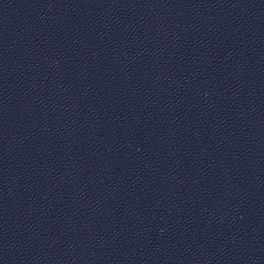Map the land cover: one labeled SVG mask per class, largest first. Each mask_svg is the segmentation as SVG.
<instances>
[{
	"label": "water",
	"instance_id": "obj_1",
	"mask_svg": "<svg viewBox=\"0 0 264 264\" xmlns=\"http://www.w3.org/2000/svg\"><path fill=\"white\" fill-rule=\"evenodd\" d=\"M0 264H264V0H0Z\"/></svg>",
	"mask_w": 264,
	"mask_h": 264
}]
</instances>
